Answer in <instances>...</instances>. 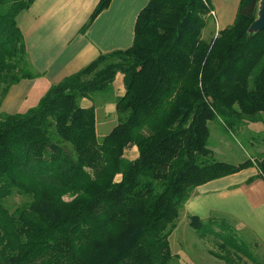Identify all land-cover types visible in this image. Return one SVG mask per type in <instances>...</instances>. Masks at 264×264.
I'll list each match as a JSON object with an SVG mask.
<instances>
[{
	"label": "trees",
	"instance_id": "16d2710c",
	"mask_svg": "<svg viewBox=\"0 0 264 264\" xmlns=\"http://www.w3.org/2000/svg\"><path fill=\"white\" fill-rule=\"evenodd\" d=\"M34 2L0 0V108L40 76L17 20ZM111 2L99 0L85 30ZM259 2L241 0L234 24L206 40L209 0H150L132 47L101 54L25 113L0 111V264H172L169 239L197 187L254 165L264 177V155L235 165L209 147V123L236 133L264 113V30L249 33ZM118 73V122L99 140L96 107L81 102L112 92ZM15 195L29 200L11 210Z\"/></svg>",
	"mask_w": 264,
	"mask_h": 264
},
{
	"label": "crops",
	"instance_id": "0c3cea01",
	"mask_svg": "<svg viewBox=\"0 0 264 264\" xmlns=\"http://www.w3.org/2000/svg\"><path fill=\"white\" fill-rule=\"evenodd\" d=\"M98 2L35 0L29 10L18 16L30 65L40 76L14 85L2 102L1 112L25 113L37 106L53 85L81 71L101 54L132 47L137 18L150 0H112L109 8L85 30ZM240 2L209 0L217 17V33L234 24ZM120 85L122 75L118 74L114 86ZM81 105L90 107L93 104L83 99ZM108 121L109 116L97 122L98 135L102 130L106 136L116 126H110ZM209 124L214 128L217 126V122ZM236 133L242 137L250 134L247 138L250 140V153H253L250 159L264 155V113L257 120L246 122ZM219 143V161L233 163L227 160L235 157L227 137L221 135ZM132 150H136L133 157L136 159L138 150L135 147ZM212 150L216 154L215 149ZM235 163L239 165L243 162ZM183 210L186 218L197 216L204 221L215 216L230 218L237 231L248 234L256 249L264 250V177L256 165L197 187Z\"/></svg>",
	"mask_w": 264,
	"mask_h": 264
},
{
	"label": "rangeland",
	"instance_id": "374dc122",
	"mask_svg": "<svg viewBox=\"0 0 264 264\" xmlns=\"http://www.w3.org/2000/svg\"><path fill=\"white\" fill-rule=\"evenodd\" d=\"M208 19V25L202 33L203 38L206 40L212 39L214 35L216 36L219 33L215 31L217 17H212L210 15ZM118 74L122 75V85H120V87L113 86L112 92L97 93L92 95V101L89 100L97 108V122H102V120L109 116L108 123L110 126L113 124L116 125L118 122L116 101L119 96L125 93L124 74ZM211 131L209 147L215 149L216 154H214V158L217 161L220 160L217 152L220 146L219 137L221 135L227 137L230 148L235 153V157L227 159L230 160L229 162H233L231 164H236L235 162H245L253 155V153H250V140H247L250 134L247 133L242 137L237 133L228 131L220 122H217L216 128H214V125H211ZM104 134L106 133L100 130L99 135L97 134L98 139L102 140L105 137ZM134 155H136V150H132V148L127 149L125 152V157L129 160H133ZM254 157H258V155H254ZM117 179L119 180L120 177ZM28 200L29 199L26 197L15 195L8 200V206L11 210H14L18 206L28 202ZM66 200H69V198H66ZM221 221L224 222V225H220V221L218 220V223H210L211 229L205 232H198L191 225V217L186 218L184 210H181L177 226L169 239L172 254L174 255L172 264H230L216 257V254L229 258L234 264H254L236 253V245L241 246L243 249H248L254 256L259 255L262 263H264L263 248L256 249L248 234L242 233L240 230L237 231V229L235 230V224L232 219L226 218ZM204 222L207 223L208 220ZM226 241L228 247H221L222 243Z\"/></svg>",
	"mask_w": 264,
	"mask_h": 264
},
{
	"label": "water",
	"instance_id": "95a60500",
	"mask_svg": "<svg viewBox=\"0 0 264 264\" xmlns=\"http://www.w3.org/2000/svg\"><path fill=\"white\" fill-rule=\"evenodd\" d=\"M264 30V0H260L258 7L257 19L249 28L250 35H254Z\"/></svg>",
	"mask_w": 264,
	"mask_h": 264
},
{
	"label": "built area",
	"instance_id": "2783aa9c",
	"mask_svg": "<svg viewBox=\"0 0 264 264\" xmlns=\"http://www.w3.org/2000/svg\"><path fill=\"white\" fill-rule=\"evenodd\" d=\"M210 15H211L212 17H216V13H215L214 11H211Z\"/></svg>",
	"mask_w": 264,
	"mask_h": 264
}]
</instances>
